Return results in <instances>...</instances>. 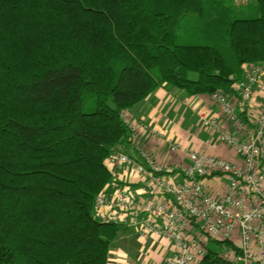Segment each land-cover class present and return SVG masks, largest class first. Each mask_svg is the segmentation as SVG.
<instances>
[{"label": "trees", "instance_id": "16d2710c", "mask_svg": "<svg viewBox=\"0 0 264 264\" xmlns=\"http://www.w3.org/2000/svg\"><path fill=\"white\" fill-rule=\"evenodd\" d=\"M264 62V0H0V264H109L96 217L121 114L160 88L231 94ZM203 264H231L209 247Z\"/></svg>", "mask_w": 264, "mask_h": 264}, {"label": "built area", "instance_id": "2783aa9c", "mask_svg": "<svg viewBox=\"0 0 264 264\" xmlns=\"http://www.w3.org/2000/svg\"><path fill=\"white\" fill-rule=\"evenodd\" d=\"M263 83L264 62L246 64L231 94L210 96L223 119L199 113L209 136L190 146L123 112L130 140L106 160L112 179L96 198V217L134 230L146 244L168 241L166 264H203L209 239L231 244V264H264V102L257 99ZM151 139L177 160L159 162L147 147ZM201 145L226 146L239 160ZM210 179L226 180L224 194L211 191Z\"/></svg>", "mask_w": 264, "mask_h": 264}, {"label": "crops", "instance_id": "0c3cea01", "mask_svg": "<svg viewBox=\"0 0 264 264\" xmlns=\"http://www.w3.org/2000/svg\"><path fill=\"white\" fill-rule=\"evenodd\" d=\"M167 90L165 87L160 88L134 108L142 110L143 114L156 113L155 123L147 122L152 124L155 129L167 132L168 134H166L170 135L173 140H180L190 146L192 140L198 143V141L207 139L208 133L201 131L199 127V113L223 119L219 106L213 103L209 96L189 97L178 90H168L169 95H167ZM162 95H167L166 97L163 96V98L166 99V103L169 106L167 105L165 107L166 110L164 109L163 113L161 112V116H159L154 106L158 101L157 99L162 97ZM257 96L258 102L262 104L264 102V83L259 87ZM172 108L176 112L174 115L169 113ZM165 145H161V143L151 139L147 147L150 148L152 154L159 162H175L177 159L167 154ZM201 148L231 161L239 160L235 153L226 146H221L218 149H209L206 146L203 148L201 145ZM209 187L214 194L222 195L226 191V180L210 179ZM120 242L123 245L121 252L118 253L117 248L113 249L109 256V264H166L164 260L171 251V245L168 241L155 240L146 244L133 231L125 232ZM213 245L211 242L209 243L210 248L218 250V247L215 248L217 245Z\"/></svg>", "mask_w": 264, "mask_h": 264}, {"label": "rangeland", "instance_id": "374dc122", "mask_svg": "<svg viewBox=\"0 0 264 264\" xmlns=\"http://www.w3.org/2000/svg\"><path fill=\"white\" fill-rule=\"evenodd\" d=\"M247 0H236V3H246ZM167 95H169V91L167 90L166 91ZM166 95V96H167ZM163 96L165 95H162V97H160L159 99H157L158 101L156 102L155 106H154V109H156L158 111V115L161 116V114L163 113V110L165 109V107L168 105L166 103V99L163 98ZM165 96V97H166ZM169 106V105H168ZM166 110V109H165ZM162 112V113H161ZM165 112V111H164ZM169 113L171 114H176L175 110L172 108L171 110H169ZM129 115L131 116V118L134 120V121H137V122H140V121H149L150 123H155L154 121L156 120V117L155 115H157L156 113L154 114L153 112L151 114H143V111L140 110V109H132L130 112H129ZM158 116V118H159ZM167 133V132H165ZM168 134V133H167ZM124 230L122 229L121 232H120V236L119 238L113 243L112 245V248H111V253L113 252V249L115 250V248L118 249V253L121 252V249L123 247V245L121 244V238L122 236L124 235ZM122 245V246H121ZM214 246V245H213ZM119 247V248H118ZM218 247V253L224 255L225 257H227L229 260L232 259L233 257V251L230 247L228 246H225V245H217L215 246V248ZM165 261V260H164Z\"/></svg>", "mask_w": 264, "mask_h": 264}]
</instances>
